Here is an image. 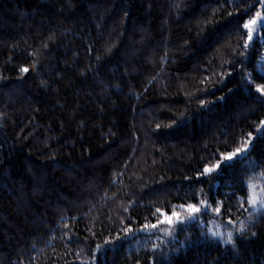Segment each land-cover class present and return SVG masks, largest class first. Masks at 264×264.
I'll return each mask as SVG.
<instances>
[{
    "label": "trees",
    "instance_id": "1",
    "mask_svg": "<svg viewBox=\"0 0 264 264\" xmlns=\"http://www.w3.org/2000/svg\"><path fill=\"white\" fill-rule=\"evenodd\" d=\"M257 11V0H0V264H264V214L249 219L231 195H244L241 178L264 188V104L247 80L264 82V29L245 48L242 27ZM249 141L234 169L197 176ZM200 200L198 222L140 230L157 209L187 216L179 205ZM212 220L247 225L235 250Z\"/></svg>",
    "mask_w": 264,
    "mask_h": 264
},
{
    "label": "snow or ice",
    "instance_id": "2",
    "mask_svg": "<svg viewBox=\"0 0 264 264\" xmlns=\"http://www.w3.org/2000/svg\"><path fill=\"white\" fill-rule=\"evenodd\" d=\"M257 3L264 4V0H257ZM257 23L259 24V28L264 29V17H262V13L260 11H257L255 15L245 20L242 25L243 29L246 30L247 35V40L244 41L245 48L254 46V44L250 45L249 42L255 41L256 33L254 25H257ZM22 71L28 72L29 69L27 67H23ZM257 75L261 80H264V72L258 71ZM247 80L249 81V99H256L258 103L264 104V82L256 83L255 80L252 79L251 73L247 75ZM203 103L204 101H201V104ZM260 124L264 125V120H261ZM248 136L251 137L252 133H249ZM252 146V142L249 141L247 143H243L241 147L234 148L231 151L220 152L218 154L219 158L216 159L215 163L212 165L205 164L203 173L198 172L197 176H204V182H207L208 178L211 177L219 179L222 173H225L228 169H234L238 161L242 160L246 154H250ZM252 164L253 167L258 166L256 162H252ZM228 187L231 188L232 185H228ZM200 191L202 192L203 189H201ZM238 191L244 193V195H238L237 191H233L231 195L236 197L241 207L246 208V210H248L249 219L252 218L254 213L264 214V188L257 189L256 186L241 178L240 188ZM210 198L212 200H215L214 196ZM225 203V201H220L219 206L214 207L213 211L217 214H221ZM200 205H203V208H201ZM179 207L186 209L188 215L184 216L180 212L175 211L174 208L170 212L164 209H157V213L161 214L160 218L156 219L153 223H149L146 221L144 224L140 225V230L146 231L157 229L158 225L164 223L168 225V234L172 235L173 230L182 229L184 226L192 222H198V215L205 214L208 210L209 205L208 202H206L205 200H200L199 203L188 202L179 205ZM226 211L231 213V207L227 208ZM227 219L229 223H234V221H232L231 219V215H229ZM240 223V229H238L236 233L229 232L226 239H223L222 233L214 232L212 233V236L219 237L222 243L230 244L235 250L238 247L237 239L243 237L244 230L247 227V225L243 221H241ZM123 232L128 235H133L135 230L132 228L131 223H129L128 226L123 229ZM253 235H255V233H253ZM117 236H119V233L117 234ZM133 238H135L134 235ZM157 247L158 246L156 244L152 245L153 249H156ZM137 264H139V261H137ZM153 264H157L155 257L153 258Z\"/></svg>",
    "mask_w": 264,
    "mask_h": 264
},
{
    "label": "rangeland",
    "instance_id": "3",
    "mask_svg": "<svg viewBox=\"0 0 264 264\" xmlns=\"http://www.w3.org/2000/svg\"><path fill=\"white\" fill-rule=\"evenodd\" d=\"M256 26H257V25H254V29H255V33H256L255 36H257V29L259 28V26H257V28H256ZM261 61H262V63H261V66H260V67H261V69L264 70V55H263ZM209 227H210V231H211L212 233H214V232H215V233H222V234H223V239H226L228 233L231 232L230 230H226L227 227H226L225 225H223V224H218V223L215 222L214 220H212V221L210 222ZM216 238H218L219 240H221L219 237H216Z\"/></svg>",
    "mask_w": 264,
    "mask_h": 264
}]
</instances>
